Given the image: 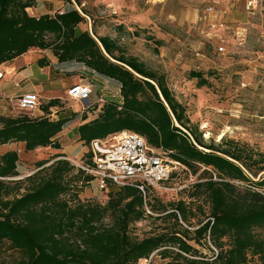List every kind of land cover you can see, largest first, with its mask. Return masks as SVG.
I'll list each match as a JSON object with an SVG mask.
<instances>
[{
    "label": "trees",
    "instance_id": "1",
    "mask_svg": "<svg viewBox=\"0 0 264 264\" xmlns=\"http://www.w3.org/2000/svg\"><path fill=\"white\" fill-rule=\"evenodd\" d=\"M32 3L0 0V64L33 48L52 49L60 63H82L118 81L122 101L106 100L87 108L93 111L82 115L79 139L89 145L94 139L129 130L144 136L153 147L171 150L172 158L186 169L194 173L203 169L209 175L197 186L205 188L210 212L207 215L201 203L183 199L165 204L152 197V189L144 194L133 186L110 185L118 188L108 192L105 204L75 203L70 198L78 197L75 186L92 181L91 175L59 158L26 180H13L19 175V153L9 150L0 153V248L18 252L14 264H138L154 253L165 260L163 264H264V236L259 231H264V193L260 190L264 179L253 181L248 175L254 168L257 173L264 171V153L254 155L233 140L205 143L190 131L186 107L165 74L128 55L117 39L96 37L81 29L85 18L76 8L37 17L27 11ZM193 76L206 84L201 73ZM58 106V99H52L43 106L46 113L37 117L0 115V147L20 142L26 151L61 148L57 136L67 119L50 117ZM89 114L96 117L88 119ZM239 181L251 184L253 195L247 201L234 193ZM150 210L165 225L144 237L133 234L131 225ZM196 217L198 226L191 231V220Z\"/></svg>",
    "mask_w": 264,
    "mask_h": 264
},
{
    "label": "rangeland",
    "instance_id": "2",
    "mask_svg": "<svg viewBox=\"0 0 264 264\" xmlns=\"http://www.w3.org/2000/svg\"><path fill=\"white\" fill-rule=\"evenodd\" d=\"M30 1L33 6L27 8V11L37 17L76 8L85 18L80 24L81 29L88 30L96 37L111 36L117 39L128 55L136 56L149 68L165 74L176 98L186 107L190 131L200 135L205 143L218 144L224 140H233L254 155L264 153V37L261 36L264 12L250 14L245 11L242 2L235 0ZM213 3L217 6L216 11L210 14L207 8ZM222 13L230 17L231 21L238 20L239 25L248 28L244 42L237 40L236 28L228 23V28L224 30L213 28L212 24L218 21L216 19ZM221 45L225 47V52L219 50ZM20 57L16 70L24 71V76H17L13 67L17 58L6 63V66L12 68L8 69V80L0 85L1 115H19V110L13 111L16 108V97L25 92H37L41 97V106L35 112L36 116L45 112L43 106L52 99L59 101V106L53 108L52 114L64 107L67 109L59 110L56 115L65 110H76L81 116L88 114L93 110H85L82 102L67 95V89L80 82L95 85L92 102H97L101 97L106 100L122 99L118 81L94 73L82 63H60L52 49L33 48ZM197 72L201 73L206 84H201V77L193 76ZM55 96L59 97L53 98ZM77 143L69 141L72 145ZM9 150L19 153V175L13 177V180H26L41 168L51 165L59 159L57 155L61 154L59 148L51 146L26 151L25 144L20 142L0 147L1 154ZM87 151V145L83 144L79 145L78 151L68 155L81 161ZM40 163H43L41 167ZM176 171L177 177L165 183L162 189L152 188V197H157L165 204L182 199L201 203L209 215L205 188L197 186L198 182L206 180L204 176L209 175H204L203 169L197 173L190 169ZM258 171L254 168L252 173H248L251 180L264 179V171ZM27 183L24 182L23 187ZM235 184L234 193L237 198L244 201L252 198L249 181ZM74 190L78 192V197H68L75 203L105 204L109 199L108 192L100 190L96 181L79 183ZM260 190L264 193V186ZM147 213L143 220L131 225L133 234L144 237L165 225L156 218L157 213L151 210ZM191 221L192 226L189 228L193 231L198 226V218H192ZM259 231L264 236V231ZM198 248L213 255L205 247ZM212 249L217 250L214 246ZM18 256V252L7 246L0 248V264H14ZM164 262L154 253L138 264Z\"/></svg>",
    "mask_w": 264,
    "mask_h": 264
},
{
    "label": "built area",
    "instance_id": "3",
    "mask_svg": "<svg viewBox=\"0 0 264 264\" xmlns=\"http://www.w3.org/2000/svg\"><path fill=\"white\" fill-rule=\"evenodd\" d=\"M235 1L242 2L245 11L250 14L264 12V0ZM214 3L207 8L210 14H214L216 11L217 6ZM59 13L63 14L64 11ZM212 26L216 30L228 28L227 23L223 20H218ZM232 27L236 28L237 40L244 42L247 38L248 28L243 25ZM262 28L261 36L264 37V22ZM219 50L226 51L223 45L219 46ZM9 74L6 64H0V85L8 80ZM16 84L19 85L18 82ZM94 90L93 83L80 82L72 84L67 89V95L71 99L82 102L83 108L86 110L95 103L101 105L106 101L104 97H101L97 102H92ZM16 98V108L13 111L19 110L21 113L37 117L35 112L41 106V97L37 92H25ZM119 101L121 102L122 99ZM1 110L2 106L0 105V112ZM87 147V155H84L81 161L64 158L71 161L76 169H81L87 175H91L93 180L90 182L96 181L99 189L107 192L110 191V185L133 186L146 194L148 189H162L176 170L186 169V166L172 158L171 150L151 146L144 136L134 131L124 130L110 134L105 138L94 139Z\"/></svg>",
    "mask_w": 264,
    "mask_h": 264
},
{
    "label": "crops",
    "instance_id": "4",
    "mask_svg": "<svg viewBox=\"0 0 264 264\" xmlns=\"http://www.w3.org/2000/svg\"><path fill=\"white\" fill-rule=\"evenodd\" d=\"M216 20H223L226 23H228L231 27L232 26H235V25H239L238 24V20H234L233 19L234 21H231L230 20V17H226V14L225 13H222L221 17L220 18H217ZM20 58H17L16 60L18 62L16 61L14 63V65H13V67L15 68V70L18 68L17 64L19 63ZM9 68H12V66L11 67H8V69ZM23 72L24 71H18V70H16L17 76L18 75L24 76V73ZM120 88H121V84H120ZM38 90H42V89L38 88ZM57 97H59V96H55L53 98H57ZM49 99H51V97H49ZM78 106H79V108H81L80 103H78ZM64 109H67V108L64 107V108H61V109H57L56 111H54L55 113L52 114L53 115V117H52L53 119H56V120L57 119H67V122L65 123V125L63 127V130L57 136V141L61 145V148H59L60 153L61 154H65L66 156H61L59 158H64V157L73 158V157H71L68 154L75 153L76 151H78L79 145H83L84 144V141H82V140L79 139L80 136H79V133H78V127L84 121L82 120L81 114H79L80 112L77 114V111L76 110H72V112L69 111V110L60 111L56 115V112H58L59 110H64ZM94 117H96V114H92L88 119H93ZM71 140L78 141V143L75 144V145L69 144V141H71Z\"/></svg>",
    "mask_w": 264,
    "mask_h": 264
}]
</instances>
